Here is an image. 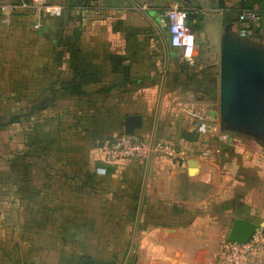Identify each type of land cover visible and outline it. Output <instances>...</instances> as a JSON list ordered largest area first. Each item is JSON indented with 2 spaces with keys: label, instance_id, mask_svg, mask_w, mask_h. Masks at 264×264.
<instances>
[{
  "label": "crops",
  "instance_id": "0c3cea01",
  "mask_svg": "<svg viewBox=\"0 0 264 264\" xmlns=\"http://www.w3.org/2000/svg\"><path fill=\"white\" fill-rule=\"evenodd\" d=\"M44 1L63 14L36 30L31 8L0 13V264H216L225 218L264 215V145L222 128L216 109L224 30L264 50V0ZM182 6L191 63L164 17ZM242 11L261 17L245 38ZM133 115L134 136L173 152L106 163ZM225 150L228 169L215 155ZM226 171L237 194L227 211Z\"/></svg>",
  "mask_w": 264,
  "mask_h": 264
},
{
  "label": "water",
  "instance_id": "95a60500",
  "mask_svg": "<svg viewBox=\"0 0 264 264\" xmlns=\"http://www.w3.org/2000/svg\"><path fill=\"white\" fill-rule=\"evenodd\" d=\"M218 117L222 128L243 131L264 144V50L234 37L229 27L224 30L219 48ZM141 127L140 116H128L124 135L134 136ZM263 224L235 219L226 242L244 244Z\"/></svg>",
  "mask_w": 264,
  "mask_h": 264
},
{
  "label": "built area",
  "instance_id": "2783aa9c",
  "mask_svg": "<svg viewBox=\"0 0 264 264\" xmlns=\"http://www.w3.org/2000/svg\"><path fill=\"white\" fill-rule=\"evenodd\" d=\"M17 7L26 10L31 8L35 11L37 16L35 30L40 27L42 17L59 18L63 14L62 7L47 4L44 0H0V13L5 17L11 15ZM187 16V11L181 8H172L164 12L171 47L180 50L183 60L191 63L195 49V37L187 26ZM260 21L261 17L258 13L240 12L237 18L239 36L248 37L251 34L250 27H258ZM198 130L200 132L212 131L217 133L221 140L227 139V135L214 125L199 123ZM154 152L170 155L173 150L168 146L155 144L136 136L120 135L110 138L107 142L104 161L108 164L120 161H142ZM261 252H264V228L255 231L244 244L224 242L218 252L216 264H255L256 255Z\"/></svg>",
  "mask_w": 264,
  "mask_h": 264
},
{
  "label": "rangeland",
  "instance_id": "374dc122",
  "mask_svg": "<svg viewBox=\"0 0 264 264\" xmlns=\"http://www.w3.org/2000/svg\"><path fill=\"white\" fill-rule=\"evenodd\" d=\"M181 9H184V7L182 6ZM216 109L218 110V104H217ZM254 138H255V140H251L249 145H250V147H252V145H253V149L255 148V150L258 152L259 151V148H262L264 144L262 143V141H260L256 137H254ZM224 142H227L226 144H228V143H230V140L227 138L226 140H224ZM245 147H246L245 149L247 150V147H248L247 142L245 143ZM251 149L252 148H250V151H251ZM215 155H216V157H218L217 158L218 161H220L221 163L223 162L226 166L228 165V167H226V169H228L230 166L232 167V163L233 162L237 163V161L233 159L234 156H232L231 153L228 152L227 150H225L224 152H222V154H221V157L222 158L221 159L219 158V155H220L219 153H216ZM257 155H258V153H257ZM246 158H247V155H245V159ZM257 158H258V156H257ZM257 160H259V161H257L259 163H262L263 162L262 152H261V154L259 156V159H257ZM244 165H246V164H244ZM227 172L228 171L225 172V174H224V176L222 178V181H221L222 184H223V189H224L223 191H224L225 199L228 200V202H225V205H224L225 206V211H227L228 208H229V210H230V208H235V203L233 202V200H235V197H237L236 196L237 194H235L236 187H235V185H233V182L235 180H233L232 178H230L231 175H229ZM227 175H229V176H227ZM246 177L247 176H245V178ZM239 181L243 183L242 180H239ZM247 192H248V185H242L241 184V186H240V194H239L240 195V198L242 199V196L243 195H246ZM240 204H243V202L241 201ZM235 219H243V218H234V217H230V218L227 217V218H225V226H224V237H225V241L224 242H226V239H227V237L229 235V232H230V229H231L232 222ZM243 220H247V221H249V222H251V223H253L255 225H260V224H262L264 222V215L261 216V217H255V218H250V219H246L245 218ZM262 228H264V224L262 225Z\"/></svg>",
  "mask_w": 264,
  "mask_h": 264
}]
</instances>
